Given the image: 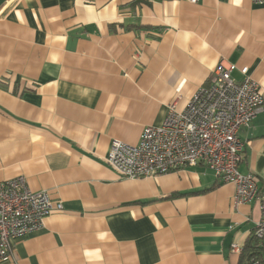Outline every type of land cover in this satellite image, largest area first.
<instances>
[{"label": "crops", "instance_id": "1", "mask_svg": "<svg viewBox=\"0 0 264 264\" xmlns=\"http://www.w3.org/2000/svg\"><path fill=\"white\" fill-rule=\"evenodd\" d=\"M220 63L234 65L235 81L246 68L264 97V7L0 0V182L23 176L63 206L0 264L254 261L258 200L235 207L234 187L202 165L129 180L104 162L113 140L137 145ZM239 139L238 170L264 196V108Z\"/></svg>", "mask_w": 264, "mask_h": 264}, {"label": "built area", "instance_id": "2", "mask_svg": "<svg viewBox=\"0 0 264 264\" xmlns=\"http://www.w3.org/2000/svg\"><path fill=\"white\" fill-rule=\"evenodd\" d=\"M251 1L264 7V0ZM234 70V65L220 63L209 84L198 88L182 109L174 101L160 125L144 127L137 145L113 140L104 162L119 179L129 180L206 167L221 183L234 187L235 207L258 200L260 219L254 237L264 252V196H259L255 176L238 170L246 146L239 132L249 128L263 110L264 97L246 68L240 70L241 81L231 77ZM62 210V203L47 191H31L23 176L0 182V262L10 260L18 241L40 230L47 217ZM232 251L240 249L234 245Z\"/></svg>", "mask_w": 264, "mask_h": 264}, {"label": "trees", "instance_id": "3", "mask_svg": "<svg viewBox=\"0 0 264 264\" xmlns=\"http://www.w3.org/2000/svg\"><path fill=\"white\" fill-rule=\"evenodd\" d=\"M256 242H257V240H256ZM254 245H252V247H253V249H257V255L258 256L254 259V261H252V262L251 261L250 262L247 261L244 264H254V262L263 263V261H264V252H263V249L261 248V246L259 248H257L256 246L254 247Z\"/></svg>", "mask_w": 264, "mask_h": 264}]
</instances>
